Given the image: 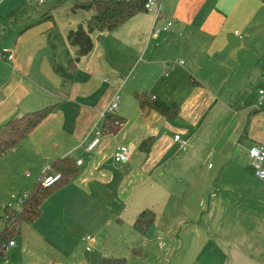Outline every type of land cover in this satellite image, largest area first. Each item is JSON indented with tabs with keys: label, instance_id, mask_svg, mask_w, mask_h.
Masks as SVG:
<instances>
[{
	"label": "crops",
	"instance_id": "0c3cea01",
	"mask_svg": "<svg viewBox=\"0 0 264 264\" xmlns=\"http://www.w3.org/2000/svg\"><path fill=\"white\" fill-rule=\"evenodd\" d=\"M28 1H0V126L15 116L55 108L0 160V232L5 208L20 211L18 198L34 188L47 167L53 171V162L72 157L77 173L45 200L36 221L21 224L0 264H43L48 258L55 264L52 255L75 264L65 253L79 242L74 235L106 227L121 235L126 227L129 236L122 237L129 252L141 255L145 243L170 250L166 246L177 244L174 234L181 232L180 249L196 251L191 260L217 264V233L226 235L232 249L264 233V180L254 174L249 157L251 147L264 145V103L259 104L264 0H164L159 20L146 12L114 37L96 34L93 51L80 60L70 84L53 67V59L65 66L73 56L68 32L60 33L49 14L45 20L29 15ZM154 27L161 30L156 38ZM2 53L15 59H3ZM138 93L177 104V116L143 111ZM116 95L115 114L125 124L109 134L103 131V114ZM212 114L217 130L206 121ZM95 138L99 142L90 150ZM146 139H153L148 151L141 149ZM121 145L133 148L124 164L113 159ZM206 168L212 178L202 176ZM145 210L153 211L156 221L140 235L134 223ZM163 239L170 242L163 245ZM113 255L90 256L83 264L119 258Z\"/></svg>",
	"mask_w": 264,
	"mask_h": 264
},
{
	"label": "trees",
	"instance_id": "16d2710c",
	"mask_svg": "<svg viewBox=\"0 0 264 264\" xmlns=\"http://www.w3.org/2000/svg\"><path fill=\"white\" fill-rule=\"evenodd\" d=\"M77 6L91 8L95 14L89 19L82 21L76 29L69 30L66 39L73 51L66 65L59 64L53 59L55 72L59 74L65 83H72L74 80V69L80 60L90 54L94 48V36L98 33H112L123 26L127 21L139 14L146 13L145 4L148 0H84L87 3H79ZM30 2V0L28 1ZM137 99L143 111L152 108L167 117H175L179 112L177 104L165 105L151 101L149 96L138 93ZM51 105L41 110L27 113L23 116H15L0 126V160L9 154L17 145L25 140L30 133L41 124L54 110ZM125 124V120L115 113H108L103 122V131L109 134L117 133ZM153 144V139H146L141 144V149L148 151ZM52 175L59 174L61 180L51 187H44L41 179L34 188L27 193V198L20 211L12 207H6L1 217L3 229L0 232V250L4 245L13 241V237L19 233L23 223L36 221L42 213V205L57 189L58 185L68 183L77 173L72 157H66L52 163ZM156 221V215L151 210L141 212L134 223V230L140 235H146L150 227ZM3 249L1 255L4 254ZM141 255L138 251H133ZM101 264H127L124 258H103Z\"/></svg>",
	"mask_w": 264,
	"mask_h": 264
},
{
	"label": "rangeland",
	"instance_id": "374dc122",
	"mask_svg": "<svg viewBox=\"0 0 264 264\" xmlns=\"http://www.w3.org/2000/svg\"><path fill=\"white\" fill-rule=\"evenodd\" d=\"M77 2V0H46L44 4L28 2L26 11L29 15L34 14V16L40 17L44 20L45 15L49 14L51 16L50 21H54L56 23L59 32L67 33L71 29H76L80 21L89 19L95 14V11L91 8L77 6ZM79 3L85 4L87 1L83 0L79 1ZM21 8L23 12H20V15H24V6ZM109 34L110 37H114L118 34V32H112ZM107 39L108 35H106L104 41ZM96 41L98 45L104 43V41L100 42L98 39ZM214 109H212V111ZM206 121H208V125L210 126H213L214 124V127L217 130V115L212 114ZM211 164L215 165V170L212 172L215 176V173L217 172V162L212 159ZM202 174V176L206 178H212L207 168L204 169ZM127 224L128 223H126V225ZM129 231L130 230L128 228V232ZM174 235L178 242L177 244L174 243L173 247L166 246L169 247L170 250L164 251L162 248L157 247L150 248L149 244L145 245V243L143 245V249H141L142 255L138 256L129 252L128 247L130 244L122 237L129 236L126 233V227L124 228L123 235L119 233L116 227H106L103 230L97 231H80L74 235L76 238H79V242L73 244L69 251H66L65 253L68 252V254H70L71 262H74L75 264H83L84 260L90 256H111L112 254H114L113 256H118L119 258H125L127 264H199L198 260H191L192 255H189L196 252L195 250L189 249V251L186 252V250L183 251L180 249L182 242L179 238L182 237V233L178 232ZM87 236L96 240L97 246L94 245V240L93 242L86 240L85 242L81 241L83 237ZM225 236L226 235H220L217 233V264H264V243L260 244V241H264V233L253 235L249 241H247L241 248L238 247L237 249L231 248L230 241L228 238H224ZM163 240L164 241L161 243L163 245L170 242L169 239ZM16 241H18V239H16ZM188 241L189 238H187L186 242ZM175 245H178L179 247H174ZM87 248H91V250L87 251ZM232 253L243 254L245 258H234L231 255ZM46 260L48 263H44L43 261V264H49V258ZM50 260H52L55 264L65 263L64 258L61 255H52Z\"/></svg>",
	"mask_w": 264,
	"mask_h": 264
},
{
	"label": "built area",
	"instance_id": "2783aa9c",
	"mask_svg": "<svg viewBox=\"0 0 264 264\" xmlns=\"http://www.w3.org/2000/svg\"><path fill=\"white\" fill-rule=\"evenodd\" d=\"M163 1L164 0H148L145 4V11L147 13L153 14L155 17V20H159L161 17ZM30 2L37 3V4H44L46 2V0H30ZM171 25H172V23H168L167 26L164 27L162 30L167 31L171 27ZM160 32H161L160 29L154 27V29L152 31V36L154 38H156L159 36ZM103 35H104V33L99 34L100 39L103 37ZM1 57L3 59L8 60V61H13L15 59V55L12 53L10 55H7L6 53H2ZM259 96H260L259 97V104L261 105L264 103V91L263 90L259 91ZM119 100H120V96L116 95L114 97L112 103L107 108L106 112L103 114L104 118L108 113H115V111L118 107V104H119ZM2 104H3L2 94L0 92V106ZM97 134L99 135L100 133L98 132ZM175 140L179 141L183 146L187 145V142L181 140L180 135H176ZM98 142H99V138H95L94 141L91 143L89 149L92 150L97 145ZM132 153H133V148H131L129 146L121 145L115 149L113 159H114L115 163L124 164V163L129 162ZM249 157L251 158L253 165H254V174L258 178L264 180V167H263L264 145L257 144V145H254L253 147H251V149L249 150ZM80 164H81V162H79V165ZM49 171H50V167H47L43 173V177L41 178V182H42V185L44 187H51L61 180L60 175L49 174L48 173ZM26 198H27V194H23L18 198V206L19 207L23 206ZM85 240L89 241V242H93L94 239L92 237L88 236L85 238ZM14 245H15L14 241H11L9 244L4 245L2 247V249L0 250V254H1L2 250L6 248V246L12 247ZM88 250L90 251L91 248H88ZM58 264H64V263H58Z\"/></svg>",
	"mask_w": 264,
	"mask_h": 264
}]
</instances>
